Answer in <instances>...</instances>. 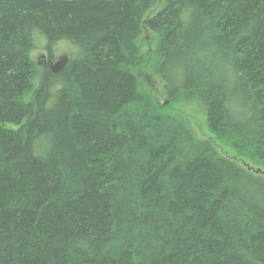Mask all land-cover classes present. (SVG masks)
<instances>
[{
  "label": "trees",
  "instance_id": "obj_1",
  "mask_svg": "<svg viewBox=\"0 0 264 264\" xmlns=\"http://www.w3.org/2000/svg\"><path fill=\"white\" fill-rule=\"evenodd\" d=\"M217 141L264 167V0H0V264H264V174Z\"/></svg>",
  "mask_w": 264,
  "mask_h": 264
},
{
  "label": "rangeland",
  "instance_id": "obj_2",
  "mask_svg": "<svg viewBox=\"0 0 264 264\" xmlns=\"http://www.w3.org/2000/svg\"><path fill=\"white\" fill-rule=\"evenodd\" d=\"M147 39L146 50L152 52L156 46V37L154 34L146 31ZM39 45V44H38ZM74 47L68 42L58 43L53 52V57L59 55L67 54L69 56H74L76 51L72 48ZM43 55H46L44 58ZM32 58L38 66V69L45 67L50 62V56L45 50V40L42 41L40 45L32 53ZM139 78L147 86L148 90L152 93L155 101L162 105L166 101L167 111L173 113L175 116L184 119L189 126L194 130V133L198 138L210 139L214 138V135L209 131L207 127V115L204 106L198 101L193 100L189 102H179L170 104L168 102L164 88L158 78L155 77L152 67L143 68L138 73ZM218 152L227 158L236 160L240 165L252 166L253 168H259L264 170V167L258 166L251 161L245 160L239 157L238 153L231 146L226 143L217 141L215 143Z\"/></svg>",
  "mask_w": 264,
  "mask_h": 264
},
{
  "label": "water",
  "instance_id": "obj_3",
  "mask_svg": "<svg viewBox=\"0 0 264 264\" xmlns=\"http://www.w3.org/2000/svg\"><path fill=\"white\" fill-rule=\"evenodd\" d=\"M50 1H61V2H76V1H79V0H50ZM45 55H43L42 58H44ZM69 56L67 54H63V55H59L57 57H54L53 59L50 60V63H49V70L56 74V73H59L60 71H62L69 63ZM247 168L249 170H252L254 171L255 173H262L264 174V171L261 170V169H254L250 166H247Z\"/></svg>",
  "mask_w": 264,
  "mask_h": 264
}]
</instances>
